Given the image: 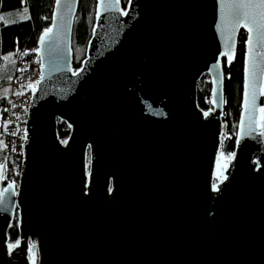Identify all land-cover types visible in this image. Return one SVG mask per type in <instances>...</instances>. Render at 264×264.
I'll return each mask as SVG.
<instances>
[{"label": "water", "instance_id": "water-1", "mask_svg": "<svg viewBox=\"0 0 264 264\" xmlns=\"http://www.w3.org/2000/svg\"><path fill=\"white\" fill-rule=\"evenodd\" d=\"M78 2L55 0L38 38L17 185L0 174V264H264V9L240 7L260 0H96L74 72ZM241 29L242 109L224 160L221 59Z\"/></svg>", "mask_w": 264, "mask_h": 264}, {"label": "trees", "instance_id": "trees-1", "mask_svg": "<svg viewBox=\"0 0 264 264\" xmlns=\"http://www.w3.org/2000/svg\"><path fill=\"white\" fill-rule=\"evenodd\" d=\"M121 7L126 8L128 0H119ZM55 0H0V13L27 9L28 18L10 24H0V88L7 89L6 86L17 75L23 78L29 73L37 76L39 61L36 54H22L23 51L37 46L41 33L51 25L52 13ZM96 0H79L78 9L73 22L71 35L72 67L77 71L86 57L88 42L92 36L95 24ZM246 33L240 30L234 56L230 63L221 59L223 70V111L222 123L225 125V132L221 138L219 156L227 160L235 150L237 125L242 109V98L244 89V57H245ZM13 53L15 61L12 66L3 64L5 53ZM29 62V67L25 71H19L21 64ZM26 74V75H25ZM211 83L207 76H203L196 86V100L198 107L203 111L211 109L209 104ZM21 95L30 100L28 87L20 91ZM6 93L0 96V174L2 186L18 180L14 174L16 166V154L8 148L7 132L9 128L7 112ZM57 135L60 140L65 141L69 136V128L66 124H57ZM16 216V214H15ZM9 245L18 242L19 234L16 218L12 221L7 231Z\"/></svg>", "mask_w": 264, "mask_h": 264}, {"label": "built area", "instance_id": "built-area-1", "mask_svg": "<svg viewBox=\"0 0 264 264\" xmlns=\"http://www.w3.org/2000/svg\"><path fill=\"white\" fill-rule=\"evenodd\" d=\"M36 54L37 46L32 47L23 51L22 54ZM37 55V54H36ZM25 61V60H23ZM29 67V62L25 61L21 64L19 71H25ZM39 74V70H38ZM37 76L33 73H29L23 78V75L19 74L10 82L6 88L10 90V96L7 97V112H8V122L9 128L7 132L8 137V148L16 154V166L14 168L15 177L19 179L21 162L23 159V134L24 127L27 118V109L30 100L27 102V108L25 112V106L27 98L21 95L20 91L28 87L29 90L35 86L38 80Z\"/></svg>", "mask_w": 264, "mask_h": 264}, {"label": "rangeland", "instance_id": "rangeland-1", "mask_svg": "<svg viewBox=\"0 0 264 264\" xmlns=\"http://www.w3.org/2000/svg\"><path fill=\"white\" fill-rule=\"evenodd\" d=\"M24 8H22V9H17V10H12V11H7V12H2V13H0V16H3V17H6L9 21H12V20H16L17 22H19V21H23V20H25V19H22L21 18V15H24V16H27L28 17V13L26 12H24ZM21 14V15H17V14ZM27 19V18H26ZM10 24V23H12V22H9V23H4V21L3 20H0V24ZM10 53V52H9ZM9 53H5V54H9ZM3 64H6V63H4L3 62ZM6 93V96L7 97H9L10 96V90H8V88L7 89H1L0 88V96H2V95H4ZM210 110V109H209ZM206 112V111H205ZM228 160V159H227ZM87 165H88V160H87ZM216 182V181H215ZM17 183H18V180L17 181H15V182H13L12 184H15V185H17ZM15 218H16V220H17V214H16V216H15ZM14 218V219H15ZM16 245V244H15ZM15 245H11V246H15Z\"/></svg>", "mask_w": 264, "mask_h": 264}, {"label": "snow or ice", "instance_id": "snow-or-ice-1", "mask_svg": "<svg viewBox=\"0 0 264 264\" xmlns=\"http://www.w3.org/2000/svg\"><path fill=\"white\" fill-rule=\"evenodd\" d=\"M240 7H256V8L264 9V0H260V3L254 4V5H240ZM24 12L26 13L27 9H25ZM17 15H21V14L18 13ZM21 18L22 19H26L28 17L24 16V15H21ZM261 18L264 19V12L261 13ZM0 20H3L4 23H9V22L15 23V22H17L16 20L9 21L6 17H3V16H0ZM249 31H251V29H249ZM249 43L251 44V38H249ZM4 59L8 60V59H10V57L9 56H5ZM261 111L264 112V109H261Z\"/></svg>", "mask_w": 264, "mask_h": 264}, {"label": "crops", "instance_id": "crops-1", "mask_svg": "<svg viewBox=\"0 0 264 264\" xmlns=\"http://www.w3.org/2000/svg\"><path fill=\"white\" fill-rule=\"evenodd\" d=\"M5 56H9L10 59L5 60L4 59ZM2 58H3V62L6 63V64H9L10 66H12L14 64L15 55L13 53L5 54Z\"/></svg>", "mask_w": 264, "mask_h": 264}]
</instances>
